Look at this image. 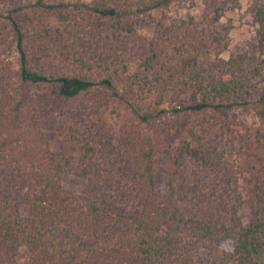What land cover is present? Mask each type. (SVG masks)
I'll use <instances>...</instances> for the list:
<instances>
[{
  "label": "trees",
  "instance_id": "obj_1",
  "mask_svg": "<svg viewBox=\"0 0 264 264\" xmlns=\"http://www.w3.org/2000/svg\"><path fill=\"white\" fill-rule=\"evenodd\" d=\"M184 1L0 0V264H264V128L231 117L264 126V0L227 60L241 0H200V19ZM103 102L132 114L121 137L91 119Z\"/></svg>",
  "mask_w": 264,
  "mask_h": 264
},
{
  "label": "rangeland",
  "instance_id": "obj_2",
  "mask_svg": "<svg viewBox=\"0 0 264 264\" xmlns=\"http://www.w3.org/2000/svg\"><path fill=\"white\" fill-rule=\"evenodd\" d=\"M16 2L23 3L27 0H15ZM34 1V0H30ZM68 4L84 3L89 0H58ZM194 3H191L188 0H185L183 8L179 12V16H184L185 14H191L195 19H200V14L203 10L202 2L200 0H193ZM15 2V3H16ZM246 0H241L239 6L229 11L221 19L220 24L227 26L229 29V39L227 48L221 52L219 58L222 60H227L231 54H236L243 51L246 48L248 41L254 34V26L252 24L251 18L249 17L248 12L246 11ZM75 11V10H73ZM75 13V12H74ZM78 14V12L76 13ZM81 14L75 19V21L80 20ZM25 17V16H23ZM153 15H142L136 18L135 26L133 32L129 35L132 36L131 42L135 49L144 47L151 42L153 38ZM55 26H60V24H55ZM62 26V25H61ZM83 54L85 57H91V42L84 46ZM3 62H9L12 64L13 59L10 54L1 56ZM12 60V62L10 61ZM260 89L256 90L255 97L259 94ZM75 105L68 104L66 109L74 108ZM251 110H239L236 113L232 114L231 117L235 115L236 121H243L247 125L252 126L253 129L257 127L264 128L261 124L259 117L255 114L256 111L252 107ZM91 119L94 121H99L102 125V131L106 133V137H121L122 130L125 124H128L133 119L132 114L126 110L121 105H116L114 103H102L100 108L96 110L95 113H91ZM165 174V169L162 168L159 172V182H163ZM60 182L62 187L74 194H85L88 191V183L73 173H66L61 176ZM222 247L225 250H230L231 245L228 241L222 244Z\"/></svg>",
  "mask_w": 264,
  "mask_h": 264
}]
</instances>
